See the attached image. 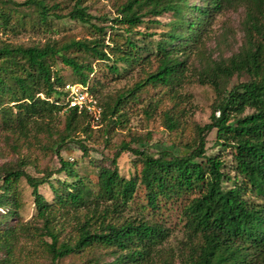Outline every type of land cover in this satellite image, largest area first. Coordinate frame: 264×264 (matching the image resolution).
Instances as JSON below:
<instances>
[{
    "label": "trees",
    "instance_id": "obj_1",
    "mask_svg": "<svg viewBox=\"0 0 264 264\" xmlns=\"http://www.w3.org/2000/svg\"><path fill=\"white\" fill-rule=\"evenodd\" d=\"M49 1L0 0V28L24 29L28 20L34 27H48L52 17H69L89 25L100 36L28 47L0 41L1 131L14 136L16 146L21 147L32 124L68 112L63 132L53 144H46L51 150L57 146L58 170L32 175L26 170L36 166L30 156L16 166L0 167V248L11 251L20 239L29 238L44 248L53 264L76 255L87 257L81 264H264V0H201V4L121 0L116 18L102 19L111 22V27L95 23L98 18L82 6L83 0H77L67 15L56 13L59 8L49 6ZM232 5L245 9V43L229 59L210 65L200 79L214 88L216 100L209 122L194 123L195 138L185 145L186 153L159 150L152 154L124 142L112 159L92 161L99 172L94 189L78 173L77 163L60 153L65 144L73 142L83 156L90 155L86 139L77 136L85 132L92 116L62 103L67 83L54 70L57 58L76 76L70 83L87 85L93 94L90 83L96 69L83 58L107 63L118 75L126 66L151 59L157 62L144 81L105 104L101 119L121 125L123 108L146 86L165 87L172 100L177 99L174 88L186 80L193 57L205 54L216 16ZM166 16L169 20L162 21ZM153 26L160 32L139 31ZM109 31L117 39L110 38L107 45ZM235 75H247L249 80L228 89L226 83ZM178 107L175 103L163 115L171 132L186 125L184 110ZM213 131L220 151L207 155V138ZM227 150H232L234 159L229 172L221 153ZM126 153L142 163L141 171L129 178L119 168V159ZM21 180L31 188L34 199L35 215L27 222H20ZM140 184L147 192L148 216L157 213L161 202L192 196L183 207L186 240L179 253L162 248L172 232L159 220L126 215ZM43 186L50 188L51 200L42 193Z\"/></svg>",
    "mask_w": 264,
    "mask_h": 264
},
{
    "label": "rangeland",
    "instance_id": "obj_2",
    "mask_svg": "<svg viewBox=\"0 0 264 264\" xmlns=\"http://www.w3.org/2000/svg\"><path fill=\"white\" fill-rule=\"evenodd\" d=\"M24 2L26 0H15ZM77 0H51L49 6H57L56 13L67 15L73 10ZM121 0H83L82 6L87 7L89 13L98 18L95 23L100 26L111 27V22H105L104 18L110 21L117 17V7ZM199 3L201 0H190V3ZM56 9V8H54ZM17 15L16 17H18ZM29 18V17H28ZM27 18V19H28ZM31 19H36L32 17ZM245 9L239 5L227 7L216 16L215 23L212 26L211 33L206 40L205 54L194 56L192 60V69L187 73V78L181 86L174 88L176 100H172L167 88L146 86L138 93L134 100H129L122 110L124 121L122 124H114L113 121H87L88 127L85 132L79 133V139H86V143L92 150L89 156H83V152L77 143L68 142L64 148H61V156L70 162H76L78 173L84 177L94 188H97L98 169L93 165V160L106 162L107 158L112 159L119 151L124 142L132 143L133 148L147 149L152 154H157L159 150H172L175 154H184L187 143H192L195 138L194 123L204 125L209 122L213 104L216 100L214 88L209 84H202L200 79L208 71L210 65L214 62L227 60L238 53L245 43L244 29ZM162 21H168L169 16L161 18ZM26 28H16L14 30H3L0 28V41L14 45L24 46H43L53 41L65 42L70 39L92 40L98 38V35L89 25L82 24L72 20L69 17L58 19L52 17L49 26H32V22L26 21ZM108 31V30H107ZM139 31L146 33H159L157 27L149 29L142 27ZM109 31L106 38V44L110 45L112 36ZM156 34V39L159 37ZM138 38L139 37L137 36ZM121 40V37L119 38ZM144 40L139 43L144 44ZM149 41V40H148ZM75 55V54H74ZM80 55V54H77ZM85 62H93L96 72L92 75L90 88H93L98 103L104 110L107 102H112L119 94H122L135 85L145 80V77L154 72L157 68V62L143 61L132 66L122 68L120 75L110 71L107 63H97L92 57L83 58ZM55 72L63 79L64 83L73 82L75 75L71 68L65 66L60 58H57L54 66ZM249 80L247 75H235L227 83L226 87L231 89L234 85ZM97 91V92H96ZM168 93V94H167ZM175 103H178V109L185 115L186 125L184 129L178 132L169 131L164 123V112L170 110ZM67 111L55 113L51 118L38 120V123L30 126V136L24 139L21 147L16 146L15 137L7 135L0 129V167L16 166L20 159L30 156L36 166L27 167L26 170L32 175H41L46 171L58 170L61 166L59 156L57 155V146L51 150L47 145L53 144L58 135L65 129ZM149 113V114H148ZM85 125V126H87ZM49 129L53 131V136L49 137ZM140 139V142H137ZM207 155L217 154L220 148L216 146V132L208 135ZM223 159L226 163V171L234 166L232 150L222 151ZM142 167L141 160L131 153H126L119 159L120 174L129 178L134 173L140 172ZM43 172V173H40ZM58 177V174L54 175ZM42 193L51 200L52 193L50 188L43 186ZM19 200L21 208L19 210L20 222L32 220L35 215L34 199L31 195V188L25 180L18 184ZM192 196L181 197L169 202H161L160 209L152 216H148L150 210L147 208V192L143 185H139L138 191L133 201L129 204L127 216L147 215L153 219L159 220L169 229L171 236L162 247L164 250L173 249L179 253L181 243L186 240L184 230L183 207ZM153 213V212H152ZM11 222H16V219ZM69 228V227H67ZM69 231V229L67 230ZM87 257L72 256L59 261L57 264H81ZM107 261H112V257L107 256ZM53 264L50 256L44 248L36 241L29 238L20 239L11 251L6 248H0V264Z\"/></svg>",
    "mask_w": 264,
    "mask_h": 264
},
{
    "label": "built area",
    "instance_id": "obj_3",
    "mask_svg": "<svg viewBox=\"0 0 264 264\" xmlns=\"http://www.w3.org/2000/svg\"><path fill=\"white\" fill-rule=\"evenodd\" d=\"M62 103L67 109H75L78 113H87L95 122L101 121L102 107L97 99L90 93L87 85L67 83L62 89Z\"/></svg>",
    "mask_w": 264,
    "mask_h": 264
}]
</instances>
